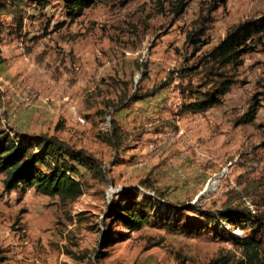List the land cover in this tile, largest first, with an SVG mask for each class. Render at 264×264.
Masks as SVG:
<instances>
[{
  "label": "rangeland",
  "instance_id": "374dc122",
  "mask_svg": "<svg viewBox=\"0 0 264 264\" xmlns=\"http://www.w3.org/2000/svg\"><path fill=\"white\" fill-rule=\"evenodd\" d=\"M17 2L2 8L0 0L5 126L86 150L101 161L105 177L78 167L82 193L63 202L32 188L6 191L0 173V264H206L218 255L238 257L228 231L218 235L213 225L186 235L151 218L129 230L106 212L127 187H142L141 199L153 197L146 184L165 193L155 200L162 216L168 204L215 212L224 204L245 208L247 201L264 224V37L228 69L234 81L219 105L180 112L182 95L206 81L183 71L198 66L235 24L262 15L264 0H96L74 19L61 0L43 9ZM193 31L201 33L196 44L186 41ZM27 90L30 107L18 104ZM251 104L253 118L243 122ZM108 111L120 134L117 148L109 143L113 131L103 127ZM211 181L216 185L208 190ZM109 186L116 189L110 195ZM235 230L233 236L250 233ZM256 237L264 249V233Z\"/></svg>",
  "mask_w": 264,
  "mask_h": 264
},
{
  "label": "trees",
  "instance_id": "16d2710c",
  "mask_svg": "<svg viewBox=\"0 0 264 264\" xmlns=\"http://www.w3.org/2000/svg\"><path fill=\"white\" fill-rule=\"evenodd\" d=\"M16 0H2V8L7 3ZM16 5L21 3L17 0ZM37 8H45L52 0H32ZM69 18L79 17L83 10L92 6L96 0H61ZM184 3L178 1L177 11L181 12ZM21 21V18H19ZM1 34V27H0ZM198 31L189 32L186 41L196 44L199 40ZM264 37V13L238 22L225 32L217 44L204 53L198 61V66H189L183 72L196 73L199 79L206 81L195 90H188L182 95L180 112L201 113L219 105L223 95L229 90L234 79L228 74V69L241 63V56L255 51ZM0 35V46H1ZM201 43V42H200ZM195 50L198 46L195 45ZM5 58L0 48V63ZM198 67H200L199 70ZM203 87V88H202ZM183 93V90L180 92ZM2 94H0L1 103ZM255 107L251 104L245 114L243 122L253 118ZM0 112V173L4 174L3 187L6 191L18 190L25 192L27 189L47 195L57 196L63 202L76 200L82 193L80 182L75 175H79L78 167L89 171L93 177L103 179L105 174L101 168V161L93 154L82 148H76L55 135L41 134L29 135L18 130L12 131L2 123ZM113 125L115 126L113 129ZM109 143L117 148L121 142L116 123L111 121ZM147 189H152L154 198L144 196L139 198L140 190L137 187H127L119 191L117 198H113L108 206L106 215L114 216L129 230H138L143 225L151 223L173 233L194 235L206 226H212L218 232H227L231 243L239 252L238 257L218 255L206 264H264V249L259 233H264V224L253 218L248 209L237 208L224 204L215 212L199 211L191 204H168L170 211L160 215L156 199H164L165 193L149 185L143 184ZM198 216L188 218L185 212ZM151 215V216H150ZM263 219V218H260ZM222 224H227L229 229H224ZM246 227L250 233L245 236H233L235 229ZM214 230V231H215ZM227 230V231H226ZM220 232V233H219ZM223 235V233H222ZM107 245L102 242V247ZM71 253V252H70ZM97 257V256H96ZM88 264H90L88 262Z\"/></svg>",
  "mask_w": 264,
  "mask_h": 264
},
{
  "label": "built area",
  "instance_id": "2783aa9c",
  "mask_svg": "<svg viewBox=\"0 0 264 264\" xmlns=\"http://www.w3.org/2000/svg\"><path fill=\"white\" fill-rule=\"evenodd\" d=\"M21 104L22 106H28L30 107L32 105V99H31V94L29 93V90H27L26 92L22 93V95L19 96L18 99V104ZM70 108L74 111L75 107L74 105H70ZM1 112V111H0ZM111 115H112V111H108L104 114V119H103V127L106 130V132L111 133ZM76 119L78 120V122L80 123H84L85 122V118L83 116L77 115ZM4 119H2V123L5 125L4 123ZM231 163L227 162L225 164V166H223L220 170V174L222 175L223 173H225L228 168L230 167ZM218 174V173H217ZM140 192H143L144 189L140 186H138ZM116 189H114L113 187L109 186V189L107 190V193L110 195L111 192H114ZM246 203V207L247 209L253 213V207L251 204H249L247 201H245Z\"/></svg>",
  "mask_w": 264,
  "mask_h": 264
},
{
  "label": "bare ground",
  "instance_id": "6f19581e",
  "mask_svg": "<svg viewBox=\"0 0 264 264\" xmlns=\"http://www.w3.org/2000/svg\"><path fill=\"white\" fill-rule=\"evenodd\" d=\"M219 176H216L215 178H218ZM216 185V181H211L208 186V190H212Z\"/></svg>",
  "mask_w": 264,
  "mask_h": 264
}]
</instances>
